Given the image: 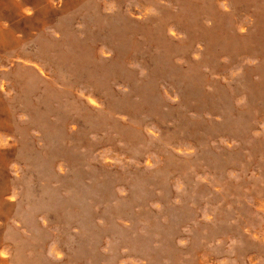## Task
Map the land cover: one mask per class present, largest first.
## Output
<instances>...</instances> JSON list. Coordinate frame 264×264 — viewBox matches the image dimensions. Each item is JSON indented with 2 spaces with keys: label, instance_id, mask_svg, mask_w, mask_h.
<instances>
[{
  "label": "rangeland",
  "instance_id": "1",
  "mask_svg": "<svg viewBox=\"0 0 264 264\" xmlns=\"http://www.w3.org/2000/svg\"><path fill=\"white\" fill-rule=\"evenodd\" d=\"M71 1L0 22L9 264H264V0Z\"/></svg>",
  "mask_w": 264,
  "mask_h": 264
},
{
  "label": "bare ground",
  "instance_id": "2",
  "mask_svg": "<svg viewBox=\"0 0 264 264\" xmlns=\"http://www.w3.org/2000/svg\"><path fill=\"white\" fill-rule=\"evenodd\" d=\"M76 1V0H72L71 2ZM78 1V0H77ZM217 1V0H216ZM38 0H0V22L3 19H6L10 16V11L12 12L13 15L18 16L20 19H26L29 21H32L34 19V17L41 15L42 13L45 14L47 13L46 10H40L37 11V4ZM47 8V7H45ZM136 8V7H135ZM134 8V9H135ZM8 10V12H6ZM135 11V10H134ZM145 12V11H144ZM147 13V12H146ZM143 14V13H142ZM133 16V15H132ZM139 17V16H138ZM141 18V17H140ZM246 21V20H245ZM246 27V26H245ZM244 27V28H245ZM242 29V28H240ZM17 31H22L24 32L21 28H19L18 26H13V27H3L0 23V43L1 44H8L12 41H16L18 42V40L15 38V33ZM174 34V32H173ZM96 53V52H95ZM109 54V53H108ZM20 56H25L24 54H21ZM133 56V55H131ZM120 64V63H119ZM25 76L30 77L32 75H30L28 72L24 73ZM46 75V74H45ZM24 79V78H23ZM229 80V79H228ZM24 81V80H23ZM33 80L30 79V81H25L24 82V86L27 90H30V87L33 86ZM4 86V85H3ZM3 89V87H2ZM89 100V98H88ZM91 102H95L96 101L92 98H90ZM78 103V102H77ZM173 103V102H172ZM185 106V105H184ZM178 111V108H177ZM184 117V116H183ZM1 118V117H0ZM125 118V117H124ZM202 118V117H201ZM200 120V119H198ZM7 120L0 119V123H6ZM3 125V124H2ZM127 125V124H126ZM8 125L6 124L3 129H6L8 131H10L11 129L7 127ZM75 129V127H74ZM4 135L7 137L6 134H0V137L4 138ZM155 135V134H154ZM153 135V138H154ZM159 137V136H158ZM150 138V137H149ZM152 138V139H153ZM8 140H10V138H7L5 140V144H7ZM151 140V139H150ZM157 141V140H156ZM185 145V144H184ZM187 148V147H186ZM185 148V149H186ZM187 151V150H186ZM177 152V151H176ZM217 153V152H216ZM179 155V154H178ZM127 157V156H126ZM159 157V156H158ZM106 161V160H105ZM54 165V163H52ZM60 168V167H59ZM178 174V173H177ZM210 178V177H209ZM75 181L72 183L71 181H66V185H72V197L65 200L63 198H61L60 196H58V194L55 192L54 196L56 195L55 200H56V206L58 208H64L66 206H71L72 208H80L82 209V213L83 214H88L87 210L89 211L90 208V204H88L86 202V199H90L91 198V193L93 189H90L89 187H84V185L81 183L82 179H80L79 174L75 175ZM2 182H6V180L4 178H2ZM95 189V188H94ZM104 189H106V187H104ZM158 193V192H157ZM185 193V192H184ZM8 194V190H0V213L3 209H10L12 208V202L14 201V196H6ZM159 195V193H158ZM202 200V199H201ZM177 201V200H176ZM157 205V204H156ZM158 206V205H157ZM209 206V205H208ZM152 207V206H151ZM90 208V209H89ZM149 208V207H148ZM163 208V207H162ZM150 209V208H149ZM205 209V208H204ZM148 210V209H147ZM157 210V209H155ZM183 211V210H182ZM81 212V211H80ZM150 213V212H149ZM184 217V216H183ZM182 217V218H183ZM166 219H164L163 221L165 222ZM178 221V219H177ZM87 222V225H89L90 221L88 219H85L84 223ZM166 223V222H165ZM35 221L33 219V216L27 215L26 219L24 220V225L27 227H31L34 226ZM168 224V223H167ZM86 225V226H87ZM91 225V223H90ZM195 227V226H194ZM188 230V229H187ZM261 234V233H260ZM124 235L126 236V232H124ZM145 236V234H144ZM264 237V236H263ZM264 239V238H263ZM156 240V239H155ZM180 245V244H179ZM4 248H10L9 246L6 247V245L2 242L1 238H0V264H9L8 259H7V251H3ZM10 249H13L12 247ZM126 250V249H125ZM81 253L87 254V251L85 249L80 251ZM123 252V251H122ZM14 254V261H18V263H23V264H29L27 262L23 261V256L21 254V252L19 251V249H17L16 253ZM58 254V253H57ZM59 256V255H58ZM254 256V255H253ZM252 256V257H253ZM189 258V257H188ZM212 259V258H211ZM256 259V258H255ZM250 260V259H249ZM252 260V259H251ZM23 261V262H22ZM134 261V260H133ZM253 261V260H252ZM247 262V261H246ZM140 263V262H139ZM138 263V264H139ZM181 263V262H180ZM260 263V261H259ZM262 264V263H261Z\"/></svg>",
  "mask_w": 264,
  "mask_h": 264
},
{
  "label": "clouds",
  "instance_id": "3",
  "mask_svg": "<svg viewBox=\"0 0 264 264\" xmlns=\"http://www.w3.org/2000/svg\"><path fill=\"white\" fill-rule=\"evenodd\" d=\"M4 143H5V139L3 137H0V146H3Z\"/></svg>",
  "mask_w": 264,
  "mask_h": 264
}]
</instances>
